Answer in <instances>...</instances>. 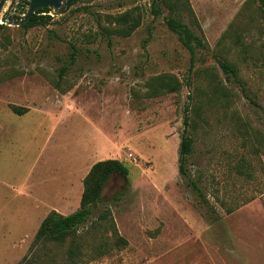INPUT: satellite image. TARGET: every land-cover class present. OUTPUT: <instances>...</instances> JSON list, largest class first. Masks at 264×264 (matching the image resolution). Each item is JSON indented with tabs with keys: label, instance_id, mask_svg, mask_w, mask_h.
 Wrapping results in <instances>:
<instances>
[{
	"label": "rangeland",
	"instance_id": "374dc122",
	"mask_svg": "<svg viewBox=\"0 0 264 264\" xmlns=\"http://www.w3.org/2000/svg\"><path fill=\"white\" fill-rule=\"evenodd\" d=\"M189 2L196 19L177 14L203 39L194 62L167 25L170 8L156 16L153 0H78L47 24L0 28V264H70L71 238L32 246L35 235L50 211L79 209L76 162L110 158L130 173L105 184L76 264H264V18L257 0ZM27 8L19 0L11 16ZM127 10L142 22L125 37L112 16ZM163 73L181 89L149 95ZM105 208L122 248L107 224L88 228Z\"/></svg>",
	"mask_w": 264,
	"mask_h": 264
},
{
	"label": "trees",
	"instance_id": "16d2710c",
	"mask_svg": "<svg viewBox=\"0 0 264 264\" xmlns=\"http://www.w3.org/2000/svg\"><path fill=\"white\" fill-rule=\"evenodd\" d=\"M257 2L259 12L264 18V0H257ZM162 5H166L171 11L167 17L168 27L177 33L181 43L190 51L194 62L197 49L204 46L203 39L177 14L178 10L186 9L192 17L196 19L189 0H153L152 10L154 15L158 16L162 12ZM50 11V8L47 7L38 9L23 26L25 28H30L40 24H47L54 17L50 14ZM112 22L115 24V33L127 37L132 35V33L141 25L142 16L141 14H135L133 10H127L119 15L112 16ZM4 26H6V24H0V28ZM219 62L221 67L228 74L237 76V69L234 65L221 60ZM149 85L152 89L151 92H149V95L160 96L163 94L178 92L182 87V82L177 76L171 73H163L153 78L149 82ZM11 108L14 112L19 114H23L29 110L27 107H22L16 104H12ZM188 112L189 108H186L184 116L185 128L179 146V172L183 175L188 173L186 164L188 156L192 153L194 143L193 137L188 130V126L190 125V115ZM129 173L130 170L128 166L122 160L116 158L100 160L94 163L83 180L84 190L79 209L71 214H63L57 210L50 211L42 221L35 235L32 246H36L44 241L62 243L68 238H71V245L67 250V258L70 264H76L79 253H81V244L78 240L84 238V234H80L79 230L82 225L89 222L95 209L103 201L102 192L105 184L110 177L115 174L128 179ZM190 183L199 191L200 195H202L198 183L193 179L190 180ZM105 224L111 228L114 246L122 248L128 244V240L119 233L110 208H105L98 215L97 219H94L91 222V226L88 228L89 230H98V226L102 227ZM108 245V241L99 244L96 249L99 255L110 251V248H106ZM25 260L26 256L22 261ZM22 261L18 264H22Z\"/></svg>",
	"mask_w": 264,
	"mask_h": 264
},
{
	"label": "water",
	"instance_id": "95a60500",
	"mask_svg": "<svg viewBox=\"0 0 264 264\" xmlns=\"http://www.w3.org/2000/svg\"><path fill=\"white\" fill-rule=\"evenodd\" d=\"M19 0H0V21L3 24L23 26L40 8H50L51 15L65 13L77 0H26L27 11L23 17L11 16L13 7ZM9 3V4H8Z\"/></svg>",
	"mask_w": 264,
	"mask_h": 264
},
{
	"label": "crops",
	"instance_id": "0c3cea01",
	"mask_svg": "<svg viewBox=\"0 0 264 264\" xmlns=\"http://www.w3.org/2000/svg\"><path fill=\"white\" fill-rule=\"evenodd\" d=\"M78 165H76L78 167V175H79V180L82 181L84 180L85 176L88 174V172L90 171L92 165L94 163H96V161L94 162H76ZM75 174V171L72 173V176ZM50 180H44L45 183H48ZM63 182H67V183H71V182H75L74 177L72 178H68V180H62ZM84 190V187H83ZM83 193V191H82ZM62 213V212H61ZM64 214V213H63Z\"/></svg>",
	"mask_w": 264,
	"mask_h": 264
},
{
	"label": "built area",
	"instance_id": "2783aa9c",
	"mask_svg": "<svg viewBox=\"0 0 264 264\" xmlns=\"http://www.w3.org/2000/svg\"><path fill=\"white\" fill-rule=\"evenodd\" d=\"M132 155H133V154H132V153H130V154H129V157H132Z\"/></svg>",
	"mask_w": 264,
	"mask_h": 264
}]
</instances>
